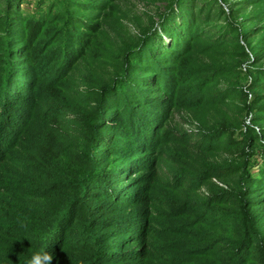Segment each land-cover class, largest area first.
Returning <instances> with one entry per match:
<instances>
[{"label":"trees","instance_id":"1","mask_svg":"<svg viewBox=\"0 0 264 264\" xmlns=\"http://www.w3.org/2000/svg\"><path fill=\"white\" fill-rule=\"evenodd\" d=\"M119 1L126 5V0H91L97 6V13L90 17V25L88 19L85 21L86 30L108 40V43L101 45L102 49L97 51L93 59L91 50L88 47L84 49L85 56L79 60L88 59L89 65L83 79L80 80L74 72L65 82L53 84L58 88L52 104L56 112L53 109L46 111L38 125L36 139L23 133L27 125L26 119L29 117L27 109L32 110L30 94H27L31 83L20 85L21 87L14 89L11 96L1 94L4 90L7 93L13 91L12 82L16 84L15 80L31 81L27 73L19 76L21 71H16L14 60L17 49L23 45L16 39L22 31H19V26L15 29L17 15L10 12V3L4 1L5 7L0 13V195L6 191L5 184L10 185L8 176H12L14 183L10 186L20 188V191L15 189L14 194L44 201L47 196L52 195L54 203L60 204L64 209L58 215L65 213L63 219L69 220L70 228L83 215L86 217V224L101 227L100 224L93 223L89 212L84 211L87 200L92 198L89 194L94 193L95 189L106 188L107 183L113 179L111 170L117 169L113 167L115 164L120 163L119 165L126 168L137 156L142 158V167H139L138 172L147 175L149 182L152 178L155 179L157 164L153 158L161 154L158 149L161 141L163 144L171 142L191 150L182 153L180 149L179 158L183 157L186 164L182 165L175 156L173 159L176 166L191 174L193 183L189 184V191L203 188L206 184L212 186V179L227 182L232 186L228 192L216 187H205L210 192L207 205L185 203L181 206L183 209L178 211L177 215L192 212L203 214L202 219L192 225V229L219 220L227 228L224 236L206 237L204 249L197 255L187 257H197L200 261H190L186 264H264V183L251 177L254 162L260 163L258 134L252 130L253 127L246 124V110L250 108V102L246 104L245 97L237 87L230 84L232 79L227 77V70L223 69L224 67H214L208 71V76L212 78L209 84L220 78L228 79L224 81L227 85L221 90L219 97H210L204 102L203 121L208 114H213L220 128L206 131L198 140L192 137L195 141L185 138L169 141L162 127H159V119L153 120L149 115L141 117L142 114L138 112L142 107L144 112L152 106V95L161 92L158 90L160 83L166 78L167 81L171 80L166 68L175 64L174 60L178 54H181L182 58L199 54L210 59L216 56L236 57L244 54V49L238 42V30L228 22L219 27L212 24L211 17L214 12L209 2L197 4V0H189L191 4L187 9L183 6L184 0H155L154 8L150 9L151 13L147 14L143 24L139 16L134 18V14L125 11L124 7L117 6ZM259 1L261 0H246L251 6L257 5ZM78 4L89 3L79 1ZM174 6L184 7L181 13L183 20L179 25L174 24L175 29L171 32L167 31L166 23L163 25L161 33L169 36L172 42L170 45L166 44L168 47L165 43L157 47L152 39L160 31L153 33L155 27L168 17ZM73 8H79V5H74ZM89 9L93 11L91 6ZM259 16H264L263 12H260ZM71 20L68 19L64 23V30L70 28ZM263 20L264 18L259 19L261 22ZM109 21L112 22L109 24ZM125 22L130 25L134 23L136 29H128ZM78 24L82 26V23H74V26ZM253 27L251 25L243 28V37L247 38L248 34L254 31ZM59 34L60 31H57V35ZM114 38L119 42L116 48L112 43ZM82 44L86 47L89 42L86 44V41H83ZM92 45L96 47L95 44ZM66 48L69 50V46ZM251 48L257 57L264 56V39L259 46ZM67 56L61 55L60 65L65 66ZM74 58L72 68L81 65V62ZM219 61L230 63L223 58ZM259 82L264 83V76ZM263 94L260 93L259 96ZM236 100L243 101L240 107L235 105ZM260 100L254 103V108L264 106V103L259 105L264 99ZM139 106L141 109H136ZM118 108L123 110L114 112ZM156 108L162 111L159 106ZM161 111L160 117L164 113ZM108 116L110 120L106 122ZM124 131L137 142L134 149L128 146L130 141L116 137L119 132L122 136ZM21 135L25 136L24 139L19 138ZM116 139L119 141H114ZM30 142L34 144L33 148ZM39 146L43 151L39 150ZM110 156H113L112 160L105 164L104 159ZM261 156L263 162L264 155ZM112 163V167L105 169V166ZM21 178L25 180L17 183ZM174 179L177 182L175 187L186 185L183 175L172 178L173 181ZM254 185L258 186V189H253L254 197H249V188ZM131 189L132 191H129ZM139 189L135 186L126 188L124 207L132 209L142 203ZM55 193L61 195L56 197ZM102 195L104 194L100 196ZM112 204L114 205H111V213L118 209L116 203ZM213 207L217 208L215 213L210 210ZM50 216L47 215V220ZM207 217H211L210 221H204ZM105 220H108L104 224L105 229H111L112 232L119 230L121 235L126 236L119 244L122 249L126 245L138 246L139 221L129 223L125 221L124 215ZM56 223L49 221L46 225V217L41 214L30 219L26 228L15 222L6 223L12 231H19L23 239L17 246L9 248L11 252L5 255L8 260L5 264H28L33 253L42 250L54 253L53 264H100L97 260L106 264L113 259L110 239L104 243L103 251L98 253L97 249H91L89 234L84 243L85 253L79 255L64 245L62 239L67 228ZM209 228L219 229L220 226L214 223L209 224ZM14 235L9 237L17 240L18 237ZM79 244H82V241ZM89 250L92 252V260ZM0 262L3 260L0 259Z\"/></svg>","mask_w":264,"mask_h":264},{"label":"rangeland","instance_id":"2","mask_svg":"<svg viewBox=\"0 0 264 264\" xmlns=\"http://www.w3.org/2000/svg\"><path fill=\"white\" fill-rule=\"evenodd\" d=\"M4 1L0 0V13L5 7L3 5ZM6 1L13 8H9L8 6L10 12L13 15H17L14 24L15 29L19 26V31H22L19 32L20 37L16 39L23 43L17 49L18 54L16 53L14 60V63L18 67H16V71H21L19 76L27 73L31 81L15 80L17 81L16 84L12 82L13 91L11 90L7 93L4 90L1 94L2 96L10 94L11 96L14 93V89H18L17 87H21L25 82L31 83L27 94H30L32 110L27 109L29 117L26 119V123L28 126L26 125L23 133L31 135L32 139H36L38 136V125L46 111L53 109L56 112V108L52 104L54 97L57 95L58 88L53 86V84L65 82L74 72L80 80L83 79L84 74L88 71L86 67L89 65L88 59L84 61L79 60L85 56L84 49L88 47L91 50L93 59L96 57L97 51L102 49L101 45L103 46L108 43V40L97 37L86 30L85 21L88 19V25H90V17L97 13V6L91 0ZM79 1L89 4H78ZM154 1L126 0L125 6L120 1L117 2V6L124 7L125 11L134 14V18L139 16L144 24L147 14L151 13L150 9L154 8ZM203 2L212 4L210 6L214 12L211 17L212 24L219 27L228 22V24L238 30V42L244 49V54L236 55V57L232 55L216 56L214 59L205 58L199 54L190 57L187 55L182 58L181 54H178L176 60H174L175 64L166 68V72L168 71L170 74L168 77L171 80L167 81L166 78L163 83L159 84L158 90H161V92L152 95V106L144 112H142L144 108L142 107L141 109V106L136 109H141L138 111L142 114L141 117L149 115L152 116L153 120L159 119V127H162L163 133L169 141L173 139L180 140L181 138L190 141L198 140L206 131L211 132L220 128L213 114H208L204 121L203 117L205 115V100L210 97H219L221 90L227 85L224 81L228 79L220 78V80L209 84L212 78L208 76V71L214 67H224L223 69H226L228 73L227 77L232 79L230 84L237 87L238 91L245 97L246 104L250 102V108L246 110V124L253 127L254 129L252 130L258 134V152H260V156L258 155L260 163L254 162V167L251 169V177L263 184L264 161L262 162L261 154L264 155V116L259 115H264V106L254 108L256 106L254 103L260 99H264V94L259 96L260 93H264V83L259 82L264 76V56L258 55L257 57L252 52L251 47L259 46L264 39V20L262 22L259 21V19L264 18V16H259L260 12L264 14V0L259 1L257 5L253 6L247 3L246 0H197V4ZM190 4L189 0H184L183 6L188 9ZM74 5H79V8H73ZM90 6L93 11L89 9ZM184 7L178 8V6H174L170 12L171 15H168L170 17H167L168 19L166 18L156 25L153 33L160 32L152 39V42L157 47L164 45V43L165 45L171 44V38L161 33L163 25L167 24L168 32L173 31L175 29L173 25H179L183 20L181 13ZM98 15L96 14V16ZM220 17L223 18L218 21ZM68 19H72L71 26L64 30V23ZM111 22L107 23L110 24ZM74 23H82V26L79 24L74 26ZM125 24L132 31L136 29L134 23L130 25L129 22H125ZM251 25L254 26V31H251L247 38L243 37L242 29ZM57 31H60L61 34L57 35ZM117 32L120 35V30ZM209 37L213 39L212 36ZM114 39H112V43L114 48H116L119 42H117L116 38ZM83 41H86V44L89 42V44L84 47ZM92 44H95L96 47L94 48ZM67 46H69V50L66 48ZM62 54L68 55L65 66L59 64ZM73 58L77 62H81V65L72 68ZM222 58L223 60L230 61V63L219 61ZM242 103L243 101L240 100L235 101V105L238 107ZM263 103L264 100L259 105ZM157 106L162 108V111L158 110ZM122 110L123 108H118L114 112H121ZM159 111L164 112L162 117H160ZM1 113L2 110L0 109ZM106 119V122H108L110 117L108 116ZM244 131L245 129H243V134L245 133ZM24 137V135H21L19 138L24 139ZM116 137H121L124 141H130V144H128L130 149H134L137 146V142L128 132L124 131L122 136H120L119 132ZM192 137L195 139H191ZM114 141H119V139ZM30 146L33 148L34 144L30 142ZM158 149L161 154L153 158V161L157 164L155 179L152 178L149 182L147 175L138 172L142 158L137 156L126 168L119 165L120 163L115 164L113 167H117V169L111 170L113 172V179L107 183L106 188H101L102 190L95 189L94 193L89 194L92 198L87 200L84 211L89 212L93 223L100 224L101 227L86 224L87 220L83 215L70 228L69 220L63 219L65 213L60 216L58 215L64 209L60 204L54 203L52 195L47 196V200L44 201L14 194L13 191L15 189L20 191V188L10 186L14 182L12 181V176H8L10 185L5 184L6 191L0 195V224L2 225L0 227V259L3 260L0 264L8 262L5 255L11 252L9 248L17 246L23 239V235L19 231H12L5 224L8 222L20 224V221L25 217L29 221L38 214L46 217V225H48L49 221H56V224L59 223L66 227L67 229L64 230V238L62 239L64 245L72 248L79 255L85 253L84 243L89 234H91V249H97L98 253L103 251L104 243L110 239L114 257L106 264H186L190 261H200L197 257H187L189 255H197L204 249L206 237L224 236V231H227V228L219 220L211 221L210 223L202 224L199 228L192 229V225L201 220L203 214L201 212H192L191 214L177 215V213L183 209H181V206L185 203L207 205V197L210 192L205 187H216V189L228 192L231 191L232 186L227 182L224 183L220 180L212 179V186L206 184L204 185L205 187L195 188V191L191 192L188 190L191 187L189 184L193 183L191 174L182 167L176 166L173 160L175 156L180 160L182 165L186 164L187 162L183 157L179 158L181 155L180 149L182 153L183 151L191 152V150L171 142L163 144L162 141ZM39 150L43 151V148L39 146ZM112 158L113 156L104 159V163L108 164ZM112 165L113 163L107 167L105 166V169L112 167ZM178 175H183L186 181L184 187H175L177 182L175 179L173 181L172 178H176ZM23 179L17 180V183ZM134 186L140 188L138 193H140L139 196L141 195L142 203L129 209L123 206L124 197L127 196L125 190L128 187L134 188ZM253 189H258V186L254 185L249 188V197H254L252 193ZM129 191H132V189ZM101 194L104 195L101 197ZM60 195V193H55L56 197ZM105 198L108 199L106 200ZM112 203H116L115 205L118 207L113 213H111V205H114ZM210 210L212 213H215L217 208L213 207ZM48 214L51 216L47 220ZM123 215L126 218L125 221L129 223L131 221H139L140 223V228H138V246L136 247L135 245H126L122 249L119 244L125 240L126 236L121 235V231L119 230L112 232L111 229L104 228V224L108 221L105 219H110L114 216L121 217ZM58 216L59 220L57 221ZM210 219L211 217H207L204 221H210ZM214 223L219 225L220 228L210 230L209 224ZM10 233L15 234L14 236L18 237V239L10 238L9 236L13 235ZM114 235L116 236L113 237ZM193 240L196 242L193 243ZM80 241H82V244H79ZM60 244L61 241H59ZM90 251V258L92 260L93 256ZM96 259H98V256ZM97 261L103 264V261Z\"/></svg>","mask_w":264,"mask_h":264},{"label":"clouds","instance_id":"3","mask_svg":"<svg viewBox=\"0 0 264 264\" xmlns=\"http://www.w3.org/2000/svg\"><path fill=\"white\" fill-rule=\"evenodd\" d=\"M28 218L25 217L20 221V227L26 228L28 223ZM55 259L54 253L47 250L34 252L28 264H53Z\"/></svg>","mask_w":264,"mask_h":264}]
</instances>
